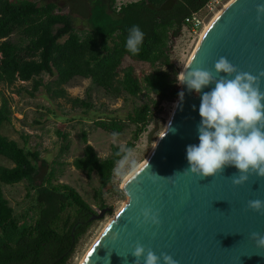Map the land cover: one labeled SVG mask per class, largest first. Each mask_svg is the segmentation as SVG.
I'll return each mask as SVG.
<instances>
[{
    "label": "trees",
    "instance_id": "trees-1",
    "mask_svg": "<svg viewBox=\"0 0 264 264\" xmlns=\"http://www.w3.org/2000/svg\"><path fill=\"white\" fill-rule=\"evenodd\" d=\"M207 1L130 0L119 5L115 0L96 1L80 13L87 29L79 32L72 24V6L61 11L62 6L55 1L0 0V83L31 80L30 95L43 86L51 98L63 97L78 107H89L90 103L69 96L63 87L75 77L89 78L112 97L121 93L137 95L142 89L153 93L156 99L135 106L127 117L134 124L126 143L130 146L155 116L154 108L163 100L177 97L179 71L170 57V42L180 34L185 18ZM133 24L145 34L136 55L124 48L127 29ZM125 56L164 68L155 67L139 78L131 66L120 68ZM41 73L53 79L44 83ZM9 121L10 108L1 97L0 155L11 165L0 164V264H66L96 211L73 186L52 183L53 168L41 173L47 163L37 150L26 145L25 138L19 144L1 132ZM94 125L118 133L124 122L99 118ZM58 134L66 137V133ZM81 136L82 153L71 164L86 177L95 172L99 180L96 203L102 209L103 189L111 183L114 167L125 152L111 144L110 155L100 158L86 142L85 132ZM19 181L25 182L28 203L17 212L4 196L2 186Z\"/></svg>",
    "mask_w": 264,
    "mask_h": 264
},
{
    "label": "water",
    "instance_id": "water-1",
    "mask_svg": "<svg viewBox=\"0 0 264 264\" xmlns=\"http://www.w3.org/2000/svg\"><path fill=\"white\" fill-rule=\"evenodd\" d=\"M257 3L264 0H230L203 33L181 75L187 67L215 75L213 65L221 56L238 71L254 76L264 72V16L257 20ZM259 85L264 91V77ZM180 91L183 100L176 97L170 117L175 131L164 134V128L142 163L122 181L126 201L79 264H132L137 243L158 257L172 256L177 264H264V247L252 237L264 235V209L248 207L249 200H264V177L252 174L236 185L233 166L206 177L183 171L188 167L186 145L197 143L200 97L181 84ZM155 128L147 132L148 140ZM144 208L158 212V225L144 222ZM103 212L102 208L91 218Z\"/></svg>",
    "mask_w": 264,
    "mask_h": 264
},
{
    "label": "rangeland",
    "instance_id": "rangeland-1",
    "mask_svg": "<svg viewBox=\"0 0 264 264\" xmlns=\"http://www.w3.org/2000/svg\"><path fill=\"white\" fill-rule=\"evenodd\" d=\"M39 3L55 1L63 6L61 0H36ZM130 0H115V4ZM228 0H220L216 8L210 12L202 10L200 12L202 23L196 33L191 34L183 26L177 37L170 42V57L178 69V75L192 52L199 32L210 20L213 14L222 4ZM61 11H67L62 7ZM74 12L72 24L74 28L81 32L86 27V21L80 13ZM131 66L134 74L139 78L143 74L152 71L155 67L147 62L136 61L125 56L120 68ZM121 74V71H119ZM40 77L44 83L53 79L47 73H41ZM179 79V76H177ZM31 80H16L10 85L0 83V101L4 97L10 108V121L4 123L1 132L9 138L15 139L19 144L26 139V145L39 152V157L46 161L45 168H41V173L45 174L49 168H53L52 183H67L73 186L77 192L91 205L97 212L99 209L96 203L95 190L99 186V180L95 172L90 177L73 167L72 159L82 153L83 142L82 132H85L86 142L90 143L100 158L110 155V145H118L125 154L117 161L111 183L103 190L104 212L100 218H90V222L83 234H81L68 257L66 264H79L81 258L93 243L106 222L113 217L116 211L126 201L127 197L120 188L122 180L130 171L140 163L148 154L156 138L164 129L167 120L174 109L176 97L171 100L161 101L154 108V117L148 123L147 128L142 131L132 145L126 146L131 139L134 124L129 122L127 117L135 106L152 99H156L153 93H146L144 89L137 95L121 93L118 97L106 95L103 90L93 83L89 78L75 77L68 84L63 85L66 93L72 97H80L90 103L89 107L72 106L63 97L51 98L45 87L39 86L30 95ZM99 118H115L124 122L123 129L113 136V132L105 131L94 125V121ZM156 118V119H155ZM150 139H147V132L154 128ZM66 133V137L58 134ZM64 144L68 146L65 148ZM129 154V160L125 161L124 156ZM134 160L132 165L130 161ZM0 164L10 166L11 163L0 155ZM43 176V175H42ZM4 196L9 204L17 211L23 210L28 203L26 198V185L24 181H19L12 185L2 186ZM28 219V217H27Z\"/></svg>",
    "mask_w": 264,
    "mask_h": 264
},
{
    "label": "clouds",
    "instance_id": "clouds-1",
    "mask_svg": "<svg viewBox=\"0 0 264 264\" xmlns=\"http://www.w3.org/2000/svg\"><path fill=\"white\" fill-rule=\"evenodd\" d=\"M255 9L259 20L264 16V3H257ZM144 35L139 25H131L125 37V50L132 55L138 54ZM213 68L215 75L207 69L188 70L187 67L177 83L200 97L197 143L186 145L188 167L183 171L206 177L233 166L237 171L232 175V183L236 185L246 182L252 174L264 177V91L259 85L264 72L254 76L238 71L224 56L214 62ZM206 87L209 90L202 91ZM177 96L182 102L184 92H178ZM176 106L174 104V108ZM179 106L182 108V103ZM170 125L171 120L164 125V134L175 131ZM124 160H129V154ZM130 163L134 165L135 161ZM248 207L259 212L264 209V200H249ZM141 215L144 222L160 223L158 212L151 208L142 209ZM252 237L258 246L264 247V235L252 233ZM131 256L134 258L132 264H140L141 258L143 264H160L161 259L163 264H177L172 256L161 253L158 257L139 243L132 249Z\"/></svg>",
    "mask_w": 264,
    "mask_h": 264
},
{
    "label": "built area",
    "instance_id": "built-area-1",
    "mask_svg": "<svg viewBox=\"0 0 264 264\" xmlns=\"http://www.w3.org/2000/svg\"><path fill=\"white\" fill-rule=\"evenodd\" d=\"M218 3H220V0H208L200 10L192 12L185 18V24H183V26L188 30L189 33H196L202 23L200 12L202 10H204L205 12H210L211 10L216 8Z\"/></svg>",
    "mask_w": 264,
    "mask_h": 264
},
{
    "label": "bare ground",
    "instance_id": "bare-ground-1",
    "mask_svg": "<svg viewBox=\"0 0 264 264\" xmlns=\"http://www.w3.org/2000/svg\"><path fill=\"white\" fill-rule=\"evenodd\" d=\"M230 0H228L227 2H225L224 4H222L221 5V7H219L218 9H217V11L213 14V16L210 18V20L202 27V29L200 30V32H199V36H198V39H197V41H196V44H195V46H194V48H193V50H192V52L194 51V49H195V47H196V45H197V43L199 42V40H200V38L202 37V35H203V33L206 31V29H207V27L209 26V24L211 23V21L214 19V17H216V15L227 5V3L229 2ZM192 52L190 53V55H189V57L191 56V54H192ZM188 57V58H189ZM179 78H180V76H181V71H180V73H179ZM178 81H179V79H178ZM175 104H177V98H176V101H175ZM175 109V108H174ZM174 109H173V111H174ZM173 111H172V114H173ZM171 114V115H172ZM171 117V116H170ZM170 120V118L167 120V122H166V124H168V121ZM143 161V160H142ZM142 161L140 162V163H138L131 171H130V173L129 174H127V176L126 177H128V175H130L131 173H132V171H134L141 163H142ZM126 177L124 178V180L126 179ZM124 180H122V181H124ZM122 183V182H121ZM120 209V208H119ZM118 209V210H119ZM117 212V211H116ZM115 212V213H116ZM110 221V219L106 222V224L104 225V227L107 225V223ZM104 227L101 229V231L99 232V234L97 235V237L95 238V240L93 241V243L96 241V239L98 238V236L100 235V233L103 231V229H104ZM92 243V244H93ZM92 244L89 246V248L87 249V251L85 252V254L88 252V250L90 249V247L92 246ZM85 254L83 255V257L85 256ZM83 257L81 258V260H80V262L82 261V259H83ZM79 262V263H80Z\"/></svg>",
    "mask_w": 264,
    "mask_h": 264
},
{
    "label": "flooded vegetation",
    "instance_id": "flooded-vegetation-1",
    "mask_svg": "<svg viewBox=\"0 0 264 264\" xmlns=\"http://www.w3.org/2000/svg\"><path fill=\"white\" fill-rule=\"evenodd\" d=\"M63 1V6L69 10L70 6L73 7L74 11L79 13L81 10L89 9L93 6V3L96 1L108 3L109 0H61Z\"/></svg>",
    "mask_w": 264,
    "mask_h": 264
}]
</instances>
